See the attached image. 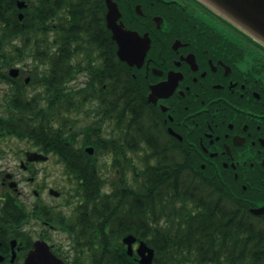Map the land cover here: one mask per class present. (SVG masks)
<instances>
[{
    "label": "flooded vegetation",
    "instance_id": "obj_1",
    "mask_svg": "<svg viewBox=\"0 0 264 264\" xmlns=\"http://www.w3.org/2000/svg\"><path fill=\"white\" fill-rule=\"evenodd\" d=\"M20 1L26 6L21 8ZM114 1L118 23L138 33L140 65L119 55L106 0H0V33L12 32L0 36V264H26L37 241L48 243L64 264H97L83 259L84 248L68 228L81 198L74 195L76 177L58 152L40 150L29 135L35 92L42 88L36 64L30 63L41 34L34 26L38 8L46 9L42 39L50 44L57 30L66 34L73 27L78 16L73 7L84 13L79 17L85 26H76L80 41L97 17L105 20L108 44L100 51L87 55L81 47L80 54H45L42 65L48 72L52 58H73L60 62L66 92L98 94L95 71H106L108 63L119 60L127 74L138 77V87H129L127 98L141 108L146 137L163 147L188 181L213 192L220 204L232 188L264 222V214L251 211L264 206V44L200 0ZM21 30L28 31V39ZM80 101L98 105L89 95ZM143 142L148 146L149 141ZM108 171L114 175L111 166ZM64 197H69L70 214L63 211L67 202L55 201ZM240 216V208H234L231 219Z\"/></svg>",
    "mask_w": 264,
    "mask_h": 264
},
{
    "label": "trees",
    "instance_id": "obj_2",
    "mask_svg": "<svg viewBox=\"0 0 264 264\" xmlns=\"http://www.w3.org/2000/svg\"><path fill=\"white\" fill-rule=\"evenodd\" d=\"M73 13L78 14L73 27L66 34L62 30L55 33L51 44L56 48L36 38L42 62L50 51L69 55L80 54L83 48L90 55L108 44L102 16L93 21L87 37L80 41L76 26H85L79 17L84 13L76 7ZM46 14L43 8L34 12L35 30L43 34ZM0 15L4 16V12ZM25 24L29 27L28 21ZM20 33L28 39V31ZM11 35L12 32L0 33ZM28 44L25 43L26 48ZM65 59L71 62L73 58ZM64 60L52 58V70L36 74V82L43 89L35 92V121L29 135L39 149L58 152L68 173L76 177L74 195L81 198L68 228L74 231L75 241L92 252L93 261L139 264L135 255H128L122 242L123 236L131 233L155 249L151 264H264V227L253 224L251 204L240 199L242 194L227 189V197L220 204L213 192L188 181L163 147L155 145L148 136L147 139L146 131L140 127L141 108L127 98L129 87H138V77L127 74L119 60H112L106 71L99 67L94 73L93 78L101 86L98 94L84 92L83 97L62 88L66 71L60 62ZM66 69L69 74L70 69ZM88 95L98 100L95 109L101 120L78 130L68 115L80 108V97L87 100ZM106 122L111 124L109 135L102 130ZM20 133L23 134L21 129ZM79 134H84L82 140ZM143 140L149 141L148 146ZM90 144L96 147L95 154L86 152L85 147ZM104 155L105 161L100 160ZM104 165L114 169L112 178L103 175L108 173L102 170ZM234 208H240L238 220L231 219Z\"/></svg>",
    "mask_w": 264,
    "mask_h": 264
},
{
    "label": "water",
    "instance_id": "obj_3",
    "mask_svg": "<svg viewBox=\"0 0 264 264\" xmlns=\"http://www.w3.org/2000/svg\"><path fill=\"white\" fill-rule=\"evenodd\" d=\"M108 6L107 20L111 29L114 31V38L118 41V53L123 60L129 63H138L140 65L143 58L139 56V49H136L137 32L124 29L122 23H118L120 10L118 4L114 0H106ZM213 10L232 21L246 33L257 38L264 44V0H201ZM20 7H25V1H20ZM122 28V29H121ZM132 32V33H131ZM17 71V69L15 70ZM90 152L94 148H88ZM41 155V154H40ZM46 158V157H44ZM256 214L264 213V206L252 208ZM137 238L128 234L123 241L128 245V253L134 254L133 243ZM138 254L141 256L139 262L141 264H150L153 262L155 250L147 245L143 240L137 248ZM26 264H64L50 249L49 245L43 241H37L35 248L30 252Z\"/></svg>",
    "mask_w": 264,
    "mask_h": 264
},
{
    "label": "rangeland",
    "instance_id": "obj_4",
    "mask_svg": "<svg viewBox=\"0 0 264 264\" xmlns=\"http://www.w3.org/2000/svg\"><path fill=\"white\" fill-rule=\"evenodd\" d=\"M42 36H44V35H41L39 37H42ZM20 43H21V40H20ZM33 46H34V50H33ZM33 46L30 49H31V51L33 50L32 56L34 55L35 59L34 58L30 59V63L34 62L36 64L37 72H41V70L43 68H46V66L42 65V63H41L42 59H40V57H39L40 55L38 53L39 49L37 48V44L34 43ZM44 50H45V44H44ZM31 51H30V53H31ZM81 79L85 80L86 79V75H81ZM32 85H33V89H34L35 85L34 84H32ZM36 88H37V86H36ZM41 89H43V88H41ZM68 117L71 118V119L69 118L70 121L71 120L74 121V122L71 121L74 124L73 128L78 129V130H81L82 128H84L86 126H89V125H97L100 122V120H101V115H97L95 107L90 105L89 102L87 104H85L83 102L82 104H80V108L79 109L77 107L74 110H71V112L69 113ZM102 129L104 130V134L105 135H109L110 134V130H111V124L106 122L104 125H102ZM83 137H84V134H79V139L80 140H82ZM131 154L133 155V153H131ZM106 156L107 155H104L102 157L100 156V160L105 161ZM134 156H135V158L137 157L136 154ZM137 158H136L137 164H139V160ZM101 164L103 165L104 162H102ZM103 167L106 168L105 165ZM68 200H69V197H64L61 200L57 199L55 201L58 202V203H60L61 201L67 202L68 207L67 208H63V211L65 213H69L70 214L71 212H73V209H72V206H69ZM252 218H254V217L252 216ZM252 222H253V224L255 223V225L257 227L264 226V223L261 224L257 220H252ZM63 238H65L66 245H69L70 242L68 240V237L66 235H63ZM83 259L86 260V261H89V259L91 260L92 259L91 254L85 251L84 255H83Z\"/></svg>",
    "mask_w": 264,
    "mask_h": 264
}]
</instances>
